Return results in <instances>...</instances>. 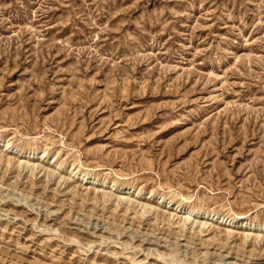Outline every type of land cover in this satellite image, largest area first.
Wrapping results in <instances>:
<instances>
[{
  "label": "rangeland",
  "instance_id": "1",
  "mask_svg": "<svg viewBox=\"0 0 264 264\" xmlns=\"http://www.w3.org/2000/svg\"><path fill=\"white\" fill-rule=\"evenodd\" d=\"M263 228L264 0H0V264H264Z\"/></svg>",
  "mask_w": 264,
  "mask_h": 264
},
{
  "label": "bare ground",
  "instance_id": "2",
  "mask_svg": "<svg viewBox=\"0 0 264 264\" xmlns=\"http://www.w3.org/2000/svg\"><path fill=\"white\" fill-rule=\"evenodd\" d=\"M79 178L81 179V181H85L86 183H88V181H89V178H90V176L87 174V173H79ZM139 193H140V191H139ZM149 195V194H148ZM147 195V196H148ZM140 197V196H139ZM152 197V196H151ZM150 198V197H149ZM169 204H171V206H172V208H171V210H172V214L173 215H177L179 212H182V210L183 209H186V210H184L185 212H184V214L182 215L183 216V218H182V221H183V226L184 225H186L187 224V222L188 221H191V220H193V221H195V219L194 218H192V216L194 215V214H196L197 212H198V209H195L194 207H192V206H189V205H184V204H179V203H173V202H169ZM144 212H147V211H144ZM199 213V212H198ZM145 215V214H144ZM203 215H206V217H205V219H201V227L202 226H205V228H207L206 227V225L208 224V222H209V220H211V219H213V218H217V219H221L222 221H224L225 222V224L226 223H229L228 224V226H230V224L232 223H236L237 224V222H238V220L239 219H237V218H229V217H221V216H219V215H217L216 213H213V212H204V214ZM171 217H172V215H171ZM173 218V217H172ZM181 221V220H180ZM192 222V221H191ZM195 223V222H194ZM247 223V222H246ZM244 224V223H243ZM248 224V223H247ZM181 225H182V223H181ZM234 225V224H233ZM246 229V228H245ZM264 229V228H263ZM161 257H164V255L162 256L161 255Z\"/></svg>",
  "mask_w": 264,
  "mask_h": 264
}]
</instances>
